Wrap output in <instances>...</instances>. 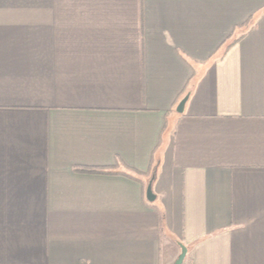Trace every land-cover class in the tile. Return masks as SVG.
Here are the masks:
<instances>
[{"label":"crops","instance_id":"1","mask_svg":"<svg viewBox=\"0 0 264 264\" xmlns=\"http://www.w3.org/2000/svg\"><path fill=\"white\" fill-rule=\"evenodd\" d=\"M116 160L141 182L74 171ZM179 244L264 264V0H0V264Z\"/></svg>","mask_w":264,"mask_h":264},{"label":"trees","instance_id":"2","mask_svg":"<svg viewBox=\"0 0 264 264\" xmlns=\"http://www.w3.org/2000/svg\"><path fill=\"white\" fill-rule=\"evenodd\" d=\"M252 22H253V18L250 17L243 24L236 27V29H242L243 31L239 35L236 33L237 31L235 30L234 32H232V34L227 38V40L220 46L221 47L219 50L220 56L224 55L230 47H232L236 42H238L244 36V32ZM118 163H119L118 160H116L114 166H102V167L80 166V167H75L74 171L80 173H88V174H123L128 178L141 182L140 177L144 175L143 173L132 172L131 174V173H125L123 171H117L116 167ZM182 264H189L187 256H185Z\"/></svg>","mask_w":264,"mask_h":264},{"label":"water","instance_id":"3","mask_svg":"<svg viewBox=\"0 0 264 264\" xmlns=\"http://www.w3.org/2000/svg\"><path fill=\"white\" fill-rule=\"evenodd\" d=\"M187 100V96H185L177 105L176 107V112L177 113H182L183 112V108H184V104ZM152 181H153V176L151 177V179L149 180L147 186H146V191H145V197L146 200L148 202H153L155 200V195L152 192ZM180 247V254L177 257V259L175 260V262L173 264H182L186 253H187V249L184 245L179 244Z\"/></svg>","mask_w":264,"mask_h":264}]
</instances>
